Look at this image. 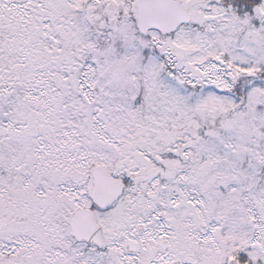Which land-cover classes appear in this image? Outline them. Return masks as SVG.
Here are the masks:
<instances>
[{"label":"snow or ice","instance_id":"6c2138e0","mask_svg":"<svg viewBox=\"0 0 264 264\" xmlns=\"http://www.w3.org/2000/svg\"><path fill=\"white\" fill-rule=\"evenodd\" d=\"M0 264H264V0H0Z\"/></svg>","mask_w":264,"mask_h":264}]
</instances>
